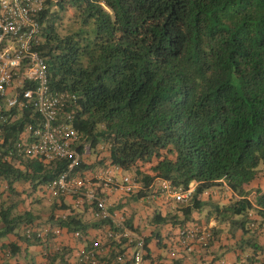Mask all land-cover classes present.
Returning <instances> with one entry per match:
<instances>
[{
  "label": "trees",
  "instance_id": "obj_1",
  "mask_svg": "<svg viewBox=\"0 0 264 264\" xmlns=\"http://www.w3.org/2000/svg\"><path fill=\"white\" fill-rule=\"evenodd\" d=\"M39 21L37 49L48 67L49 84L69 97L60 119L70 114L76 131L73 149L80 162L72 174L85 177V171L120 168L140 186L129 195L117 193L123 198L108 205L110 215L123 217L124 227L141 237L139 227H133V212H122L126 204L155 203L158 180L175 189L194 185L188 200L149 218L145 261L156 263L149 248L153 241L171 252L172 264L182 263L179 254L196 247L206 259L220 241V227L228 225L232 239L241 234L233 250L247 253L240 264H264V245L258 241L264 229V190L254 187L264 178V0H48ZM4 117L0 239L14 235L27 246L45 249L48 263L71 264L73 249L53 250L54 236L41 242L25 237L26 229L52 226L78 233L86 254L96 253L95 264H129L126 255L133 244L107 236L121 228L94 213L92 222L83 220L89 206L81 212L65 203L68 195L48 191L68 173L72 159L44 162L26 157L18 147L26 127L40 124L36 109L5 110ZM102 148L106 156L87 162ZM17 184L24 190L18 192ZM39 191L55 199L47 211L21 209ZM226 193L231 199L225 205L212 202ZM207 207L217 225L209 228L206 246H175V234L162 237L168 225L177 230L198 225L193 214ZM44 216L41 226L36 221ZM91 229L99 231L98 239H88ZM5 251L10 258L22 252L14 242ZM80 259L76 264H82Z\"/></svg>",
  "mask_w": 264,
  "mask_h": 264
},
{
  "label": "built area",
  "instance_id": "obj_2",
  "mask_svg": "<svg viewBox=\"0 0 264 264\" xmlns=\"http://www.w3.org/2000/svg\"><path fill=\"white\" fill-rule=\"evenodd\" d=\"M47 1L0 0V119L5 118V110L27 109L33 106L40 116V124L36 129L26 127L22 143H19L18 147L23 149L26 157L41 158L44 162L72 159L68 173L61 176L48 191L53 196L57 193L70 196L75 209L87 205L92 214L94 213V217L111 219L122 232L118 234L107 232L108 238L116 242L122 238L128 239L129 244L134 246L126 255L129 264H145L146 249L143 237L132 235L122 224L123 218L116 220L118 215L111 216L105 199L107 193L117 192L125 195L133 193L140 187L136 181L131 176L123 174L120 168H99L85 177L72 174L80 162L77 151L73 149L76 131L70 114L60 119L69 97L51 88L48 67L37 49L42 29L39 14L46 9ZM26 84L29 87L25 89ZM193 187L192 184L191 188L186 190L175 189L171 183L158 180L154 190V196H157H153L154 202H160L162 205L184 202L191 197ZM252 215L249 213L248 217L252 218ZM251 226L253 227L254 223H251ZM24 234L29 240L41 242L48 236H59L61 229L42 226L26 229ZM79 236L78 233L74 234L76 238ZM209 237L208 227L194 224L179 229L171 242L182 247L192 244L206 246ZM94 246L99 247L97 242ZM101 253H104V249H99V254ZM80 255L79 263L95 264V252L86 254L82 250ZM126 256L119 257L120 263L126 261Z\"/></svg>",
  "mask_w": 264,
  "mask_h": 264
},
{
  "label": "crops",
  "instance_id": "obj_3",
  "mask_svg": "<svg viewBox=\"0 0 264 264\" xmlns=\"http://www.w3.org/2000/svg\"><path fill=\"white\" fill-rule=\"evenodd\" d=\"M97 170V169H96ZM91 172L85 171V174L88 175ZM25 185H19L17 184L16 190L18 192H21L24 190ZM261 187L262 190H264V178L256 182L254 187L258 188ZM4 189V188H3ZM3 189H0V192L3 191ZM41 192V191H39ZM42 194V196H41ZM37 192L35 195H33L31 198H28L25 200L24 206L21 209H24L28 206H30L32 209H35L37 213L42 211H47L52 201L55 199L53 197H50L48 194L44 195V193ZM226 196L223 195L220 198L215 199V204L219 206H223L226 203H228V200L231 199L230 194L226 193ZM123 198L122 195H119L116 193L109 194L106 196V203L107 205L113 206L115 204L116 199L120 200ZM39 200V201H38ZM64 201L67 205L72 206L73 199L70 196H65ZM122 203L126 204L128 203L126 199H122ZM33 205V206H32ZM127 207L122 210L126 212H133V227L137 228L139 227V230L142 231L141 237H146L151 234L152 228L150 227L149 218L156 212L161 213L162 215H166L169 213L168 205H162L160 202L151 203L150 206L145 207L141 203H128L126 204ZM73 207V206H72ZM211 208H206L204 211V215L200 213H194L193 219L198 223V225L206 226L208 228H211L212 226L217 225V220L215 216L212 215ZM81 211V209L79 210ZM82 212V211H81ZM80 212V213H81ZM84 214H82L85 217H81L83 220L92 222L94 217H91L92 211L90 210V207L84 208L83 211ZM57 214H63V212L59 211ZM45 215V214H44ZM48 217H40L37 223H39L41 226L42 224L46 223ZM123 217H117L116 220ZM210 218V219H208ZM146 225V226H145ZM1 227V224H0ZM41 228V227H40ZM220 229L223 231L222 235L220 236V241H216L217 243L212 248L211 255L208 256V258L204 259L202 258V254L199 250V248L192 249L191 253L189 252H180L179 254L180 258H182V263L180 264H221L222 262H226L225 264H240L244 262V258L247 253H244L240 256V253L236 250H233L236 242L240 239V232L236 233V238L232 239L227 233L226 230L228 229V225H222ZM177 229L172 228L170 225H168L165 229L162 230V237H165L167 234H171L174 236V234H177ZM132 235L134 232H131ZM99 231L97 230H89L88 231V239H98ZM135 234V233H134ZM136 235V234H135ZM134 235V236H135ZM258 241L264 245V229L262 230V233L259 236ZM16 243L20 246L22 252L18 258H10L8 254H6L5 247L11 243ZM51 244L53 245V250L58 251L60 247H67L73 249L71 264H76V262L80 259V251L84 250L83 246L84 243H80L77 238L73 236V234L68 233L66 229H63L61 231V234L59 236H54ZM151 252H152V258L155 259L156 263L154 264H172L174 263V259L171 252L169 250H163L160 249L155 242L153 241L149 246ZM232 248V250H230ZM108 250H106L107 252ZM105 252V253H106ZM225 253V254H224ZM45 249H42L40 247H34V246H27L22 240H19L14 235H7L4 238L0 239V264H3L5 262H8L9 264H50L48 263V259L46 257ZM220 256L215 258L216 256ZM204 256V255H203ZM240 258V259H239ZM216 259V260H214ZM150 262V261H149ZM152 263V259H151ZM150 263V264H151ZM58 264V262H56ZM145 264H148V262H145Z\"/></svg>",
  "mask_w": 264,
  "mask_h": 264
},
{
  "label": "rangeland",
  "instance_id": "obj_4",
  "mask_svg": "<svg viewBox=\"0 0 264 264\" xmlns=\"http://www.w3.org/2000/svg\"><path fill=\"white\" fill-rule=\"evenodd\" d=\"M102 153V154H101ZM105 154H107V150H106V148H102V150H101V152H100V154H98V155H95V154H93L91 157H89L88 159H87V162H91V164L94 162V161H97L98 159H100V158H103V156H106ZM39 193V195L41 194V192H38ZM41 196H42V194H41ZM215 197H213V200H212V202L213 203H215ZM206 210V208H204L201 212H200V214H203L204 215V211Z\"/></svg>",
  "mask_w": 264,
  "mask_h": 264
}]
</instances>
